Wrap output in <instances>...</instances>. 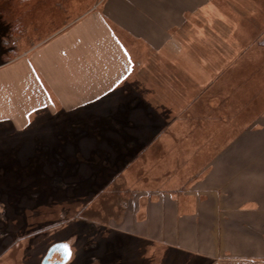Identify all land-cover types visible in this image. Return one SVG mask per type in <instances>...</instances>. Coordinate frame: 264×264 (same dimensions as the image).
<instances>
[{"label":"rangeland","instance_id":"obj_1","mask_svg":"<svg viewBox=\"0 0 264 264\" xmlns=\"http://www.w3.org/2000/svg\"><path fill=\"white\" fill-rule=\"evenodd\" d=\"M116 1L121 0H39L12 37L0 19V65ZM226 1L217 0L216 16L188 29L198 27L225 46L234 23L236 38L257 56L264 49L262 26H239L234 17L258 18L264 0H229L235 10ZM187 56L189 68L195 56ZM240 66L245 68L239 73L223 74V85L193 90L189 84L183 88L178 66L163 74L161 66L149 64L101 106L42 112L21 130L0 125V264H40L56 242L70 248L63 264H212L189 251L151 246L147 236L115 227L121 217L129 224L147 193L188 192L214 152L264 112L259 88L264 70ZM232 75L248 80L250 88H226ZM169 79L175 88L166 87ZM51 260L60 257L54 253Z\"/></svg>","mask_w":264,"mask_h":264},{"label":"crops","instance_id":"obj_2","mask_svg":"<svg viewBox=\"0 0 264 264\" xmlns=\"http://www.w3.org/2000/svg\"><path fill=\"white\" fill-rule=\"evenodd\" d=\"M126 1L79 17L0 65V125L21 130L42 112L56 115L58 110L101 106L122 93L132 73L149 64L161 66L163 74L178 66L183 88L189 84L193 90L223 85V74L241 72L245 67L240 65L264 70V49L257 57L256 51L243 48L234 23L225 46L198 27L196 33L188 29L216 16L217 0ZM226 2L235 10L232 1ZM257 8L258 18L236 16V23L259 25L263 32L264 9ZM260 41L264 45V37ZM188 53L195 56L189 68ZM227 78L226 88H250L248 80ZM171 83L169 79L166 87L175 88ZM259 88L264 90V80ZM251 122L196 171L188 192L147 193L152 196L133 210L129 224L121 217L115 229L145 235L151 246L189 251L212 264H264V112Z\"/></svg>","mask_w":264,"mask_h":264},{"label":"trees","instance_id":"obj_3","mask_svg":"<svg viewBox=\"0 0 264 264\" xmlns=\"http://www.w3.org/2000/svg\"><path fill=\"white\" fill-rule=\"evenodd\" d=\"M0 5V19L6 22L10 37L22 27V20L39 0H2ZM4 5V6H3Z\"/></svg>","mask_w":264,"mask_h":264},{"label":"water","instance_id":"obj_4","mask_svg":"<svg viewBox=\"0 0 264 264\" xmlns=\"http://www.w3.org/2000/svg\"><path fill=\"white\" fill-rule=\"evenodd\" d=\"M54 253H57L60 260H51ZM70 256V248L65 242H56L52 244L43 256L40 264H63Z\"/></svg>","mask_w":264,"mask_h":264}]
</instances>
